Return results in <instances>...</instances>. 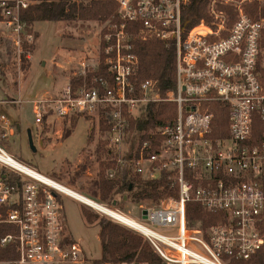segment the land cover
Returning a JSON list of instances; mask_svg holds the SVG:
<instances>
[{"label": "built area", "instance_id": "1", "mask_svg": "<svg viewBox=\"0 0 264 264\" xmlns=\"http://www.w3.org/2000/svg\"><path fill=\"white\" fill-rule=\"evenodd\" d=\"M191 1L117 0L118 19L106 22L99 34L97 59L76 57V69L58 92L28 101L37 127L52 117L83 115L98 123L103 117L108 127L102 133L108 151L103 160L114 163L107 178L127 169L135 179L165 175L176 188L177 196L141 206V220L125 224L149 241L163 264H232L231 259H251L264 246V16L248 11L253 3L261 11L264 0H208L209 20L189 27L184 16ZM29 4L0 0V24L19 63L32 60L36 41L33 27L21 18ZM150 40L174 48L175 87L162 97L155 80L134 81L135 45ZM102 68L107 75L99 74ZM20 81L15 79L16 88ZM158 102L175 103V119L152 132L157 138L139 139L131 149L132 120ZM215 104L227 113L224 126ZM15 131L0 112V139ZM15 163L31 167L0 144V264H96L65 233L58 193H66ZM189 202L219 215L216 222L190 224ZM4 226L7 232L1 234ZM160 227H174L175 233L163 234Z\"/></svg>", "mask_w": 264, "mask_h": 264}, {"label": "rangeland", "instance_id": "2", "mask_svg": "<svg viewBox=\"0 0 264 264\" xmlns=\"http://www.w3.org/2000/svg\"><path fill=\"white\" fill-rule=\"evenodd\" d=\"M105 25L106 22H37L32 60L22 58L23 63H19L16 49L0 24V100L4 95L7 96L6 101L22 99L17 103L0 104V112L20 127L14 135L0 139V144L42 174L91 197L93 192H98L99 165L106 157L97 152V145L103 139L97 118L83 115L73 119L52 117L37 127L33 104L28 100L46 92H58L76 69V57L87 55L89 60H96L99 34ZM54 60H61L66 69L58 68ZM43 62L46 65H42ZM16 78L21 80L18 88L14 86ZM28 129L32 131L35 150L29 144ZM58 198L64 211L65 233L80 244L90 262L102 258L100 225L96 220L88 222L83 210L97 220L104 218L136 232L66 194L58 193ZM96 199L99 200V194ZM153 204L149 200L136 202L127 199L120 201L119 211L141 220V206ZM157 230L163 234L175 233L174 227Z\"/></svg>", "mask_w": 264, "mask_h": 264}, {"label": "trees", "instance_id": "3", "mask_svg": "<svg viewBox=\"0 0 264 264\" xmlns=\"http://www.w3.org/2000/svg\"><path fill=\"white\" fill-rule=\"evenodd\" d=\"M29 6L21 13L22 20L28 27H32L36 22H100L105 23L115 21L117 16V0H29ZM208 0H192L186 9L184 20L188 21V26L193 27L201 21H208L207 11ZM248 11L254 18L264 16V8L258 9V4L253 3L248 7ZM1 19V17H0ZM135 52L139 57V67L134 81L139 83L146 79H153L157 82V93L162 97L166 92L175 87L172 78L173 52L172 46H166L159 40L137 42ZM26 62V61H25ZM99 74L107 75L104 68ZM4 94V93H3ZM7 96L4 95L3 101ZM218 119H222L223 126L226 125V111L219 112L217 104L214 105ZM177 114V106L173 102L148 103L146 113L139 119L132 120L135 131L131 149H134L137 140L157 138L152 136V132L160 125L168 124L173 121ZM79 115H73V119ZM68 118V117H65ZM16 126V125H15ZM105 119L102 117L99 122V129L102 133L107 129ZM17 129V127H16ZM219 127H216L215 135ZM17 131V130H16ZM66 133H70L67 131ZM98 154L107 155L105 143L101 140L97 145ZM114 166L113 161L102 160L99 165V179L96 182L98 192H93L91 197L96 199L99 194V202L120 210V201L127 199L141 202L149 200L154 204H159L161 199L173 195L177 196V190L172 187L165 175L161 178L149 181L129 176L127 169H123L115 178H107L106 171ZM17 176H12L14 180ZM97 200V199H96ZM108 203V204H107ZM110 203V204H109ZM121 211V210H120ZM83 214L90 223L95 220L100 225V241L102 249L101 260L95 261L96 264L103 262H131L146 261L151 264H163L160 256L156 254L149 241L142 235L130 231L119 223H113L104 218L97 220V217L83 210ZM219 216V215H218ZM217 214L204 211L198 203L189 202L187 205V219L190 224L195 220L202 221L203 225L216 222ZM1 234L7 232V228H2ZM5 229V230H4ZM260 229L264 235V217L260 222ZM232 264H264V246L249 260L231 259Z\"/></svg>", "mask_w": 264, "mask_h": 264}, {"label": "bare ground", "instance_id": "4", "mask_svg": "<svg viewBox=\"0 0 264 264\" xmlns=\"http://www.w3.org/2000/svg\"><path fill=\"white\" fill-rule=\"evenodd\" d=\"M15 165H17L19 167L20 170L34 176L35 178H38L46 183H49L55 187H57L58 189H60L61 191H63L64 193L68 194L69 196L73 197L74 199L80 201L81 203H83L84 205L91 207L103 214H106L112 218H114L115 220L122 222L124 224H136V220H134L133 218L129 217L128 215L124 214L123 212H120L119 210L113 209L101 202H99L96 199H93L87 195H85L84 193H81L57 180H54L44 174H42L41 172L37 171L36 169H33L25 164L22 163H15Z\"/></svg>", "mask_w": 264, "mask_h": 264}, {"label": "crops", "instance_id": "5", "mask_svg": "<svg viewBox=\"0 0 264 264\" xmlns=\"http://www.w3.org/2000/svg\"><path fill=\"white\" fill-rule=\"evenodd\" d=\"M36 23H37V22H36ZM36 23H34L33 26H32V27H33V30H34L35 33H36V31H37V30L35 29V24H36ZM68 51L71 52V50H68ZM54 62H55V65L58 66V68H60L59 66H61V68L66 67L65 64H64L61 60H54ZM42 65H46V63L43 62ZM62 70H63V69H62ZM17 127H18V125H17ZM15 156H16V155H15Z\"/></svg>", "mask_w": 264, "mask_h": 264}, {"label": "water", "instance_id": "6", "mask_svg": "<svg viewBox=\"0 0 264 264\" xmlns=\"http://www.w3.org/2000/svg\"><path fill=\"white\" fill-rule=\"evenodd\" d=\"M17 128H18V130L20 129L19 125H18ZM27 133H28L29 144H30V146L35 150V147H34V141H33L32 131H31V129H28V130H27Z\"/></svg>", "mask_w": 264, "mask_h": 264}]
</instances>
